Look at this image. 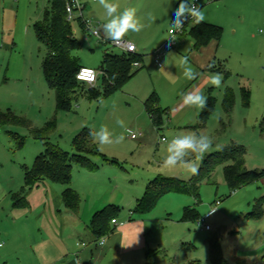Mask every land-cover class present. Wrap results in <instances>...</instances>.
<instances>
[{
    "label": "rangeland",
    "instance_id": "rangeland-1",
    "mask_svg": "<svg viewBox=\"0 0 264 264\" xmlns=\"http://www.w3.org/2000/svg\"><path fill=\"white\" fill-rule=\"evenodd\" d=\"M80 1L86 6L84 14L92 30L98 29L101 35L92 34L79 19L72 20L75 36L81 43L74 54L82 66L100 69L106 51L122 52L103 38L100 27L107 17L98 0ZM115 2L121 10L126 6L136 8L138 17L146 25L140 33H129L124 37L134 42L137 51L144 54V67L110 95H105L102 74L94 86L96 92L90 85L83 84L85 87L78 90L71 108L58 110L55 92L49 88L42 68L47 49L34 29V23L43 17L50 0H0V111L11 110L31 122V126L0 123V243L3 246L13 242V245L28 249L41 238L31 220L38 211L29 213V218L24 217L30 227L29 233H24L23 227L11 226L14 224L10 213L14 208L11 197L24 184L25 167H32L36 157L45 150L44 142L35 136L33 129L42 128L52 120L55 129L47 140L71 154L74 152L73 138L84 127L98 130L104 125L116 135L124 134L123 143L103 146L108 153L101 151L116 161L109 164V169L116 171L112 183H118L121 189L141 188L157 176L191 179L195 174L182 169L168 171L160 166L165 155V141L186 131L210 136L214 148L216 145L221 149L232 144L243 145L246 168L264 169V32H260L264 27V0H198L204 21L223 28L220 42L213 39L197 48L190 33L191 22L161 56L163 64L169 52L187 54L198 74L192 81L186 80L175 67L179 56L171 57L165 69L160 70L153 54L171 36L172 12L178 0ZM13 36L15 45L11 40ZM188 44L191 47L185 53ZM203 60L207 63L201 66ZM212 60L222 69H205ZM213 73L222 74L220 87L211 85ZM193 90L212 98L213 109L205 124L201 120L204 109L182 103L181 93ZM228 90L235 95L230 114L224 107ZM154 92L159 96L160 106L167 110L160 128L154 125L144 107ZM118 119L124 120L126 128L132 129L137 138L129 135L126 128H121L116 123ZM99 159L103 160L100 156L95 157L98 164ZM202 160L195 161L198 169ZM199 193V197L192 193H167L144 214L150 247L146 258L142 255L136 264H187L195 260L200 264H264V177L232 190L221 164L210 178L202 180ZM260 198H263V214L253 215ZM217 200L221 201L218 209L204 222L201 219L184 220L185 207L197 209L203 217ZM22 211L25 213L26 210ZM9 227L18 237L16 242L8 240L6 229ZM108 238L106 235L105 240ZM212 250L217 253L219 263L214 262Z\"/></svg>",
    "mask_w": 264,
    "mask_h": 264
},
{
    "label": "trees",
    "instance_id": "trees-1",
    "mask_svg": "<svg viewBox=\"0 0 264 264\" xmlns=\"http://www.w3.org/2000/svg\"><path fill=\"white\" fill-rule=\"evenodd\" d=\"M67 1L50 0V6L44 11L43 17L34 23L37 38L47 49L42 63L43 72L49 88L55 92L58 110H69L78 90L84 88L85 85L83 84H86L77 78L82 65L74 51L80 48L81 43L75 36L72 21L67 16ZM190 33L195 40V46L200 48L213 39L220 41L223 28L203 21L193 25ZM142 59L143 55L139 53L126 54L114 53L111 50L106 51L100 68L104 71L102 80L105 86V95H110L124 86L141 68H135L134 63L136 61L141 62ZM207 69L221 70L222 67L213 62L208 65ZM91 90L96 92L95 87H91ZM245 98L247 99L246 92ZM159 102V96L155 92L145 101L147 111L157 127L162 125L163 115L167 112L160 106ZM234 104L235 95L231 90H228L224 99L227 114L232 112ZM212 109L213 102L212 98L209 97L207 106L201 114L202 124H205ZM0 123L31 126L30 120L11 110L0 111ZM54 129V120L49 121L42 128L33 129L35 136L44 142L45 150L36 157L32 167H25V184L19 191L12 193L11 198L15 207H26L27 193L40 182L48 179L66 186L63 192L65 205L71 211L77 212L80 197L70 186L73 165L79 164L88 170H97L99 165L93 161L92 157L94 156H100L104 161L116 162L99 150L98 144L89 135L90 130H94L93 128L84 127L73 138L74 152L72 154L47 140L50 132ZM262 132L264 133V119L262 120ZM245 156L246 148L243 145L232 144L205 156L198 172L189 180L180 177L157 176L148 182L145 193L138 200L133 212L141 215L150 212L161 197L170 192L192 193L195 197H199V187L202 180L210 178L221 164L224 165L225 178L232 190L262 179L264 169H247ZM262 202L263 198L256 201V210L251 214H263ZM120 209V207L110 205L97 212L89 225L91 232L97 238L111 232L114 228L113 219H117ZM183 218L186 221H196L201 218V214L193 207H185ZM216 247L215 245V249ZM213 255L214 262L219 263L215 251ZM151 257L152 255L149 254V259ZM187 264H200V262L195 260Z\"/></svg>",
    "mask_w": 264,
    "mask_h": 264
},
{
    "label": "crops",
    "instance_id": "crops-1",
    "mask_svg": "<svg viewBox=\"0 0 264 264\" xmlns=\"http://www.w3.org/2000/svg\"><path fill=\"white\" fill-rule=\"evenodd\" d=\"M11 40L15 45L14 36ZM138 53L143 55L141 60V68H143L144 54ZM213 62L216 63L212 60L209 64ZM206 63V60H203L200 65L204 66ZM144 107L148 113L145 104ZM95 127L97 128V125ZM103 151L106 152V150ZM95 157L97 156L92 157L94 162L97 161ZM98 162L99 168L94 171L79 164L73 165L70 186L80 197L77 212L71 211L65 205L63 192L66 186L48 179L40 182L27 193L26 207H15L11 199V206L14 207L10 210L14 219L12 220L14 224L11 226L23 227L24 233H29L30 227L25 223L24 217L29 218V213L38 211L31 220L41 238L36 244L27 247L28 249L17 244L13 245V242L4 246L0 243V257H3L0 264H136V260L142 258V255L146 258L150 247L147 218L144 214L134 213L133 209L144 195L141 193L143 190L145 193L148 183L141 185L139 189L137 187L121 189L118 183H112V179H115L117 174L116 171L109 169V164L112 162L100 159ZM107 181L110 182L105 183ZM121 204L125 209L120 207ZM110 205L121 208L117 217L119 224H112L114 228L106 234L109 236L108 239L105 240L106 235L97 238L89 229V225L97 212ZM22 210H26L25 213H22ZM6 231L9 232L8 240L15 242L18 240L12 227ZM101 240H104L103 244L100 243ZM28 252H31L32 259L26 258L31 256Z\"/></svg>",
    "mask_w": 264,
    "mask_h": 264
},
{
    "label": "clouds",
    "instance_id": "clouds-1",
    "mask_svg": "<svg viewBox=\"0 0 264 264\" xmlns=\"http://www.w3.org/2000/svg\"><path fill=\"white\" fill-rule=\"evenodd\" d=\"M98 4L103 8L107 17L106 21L101 25L100 31L103 34V38L114 44L121 42L129 33H140L146 26L138 17L137 10L134 7L126 6L121 10L115 0H98ZM189 20L193 25L200 24L204 21V14L195 3L189 4L188 0H178L177 7L172 12L171 30L173 32L182 30L184 24ZM172 41L175 40L172 39ZM190 47L191 45L188 44L184 52L186 53ZM175 56H179L175 67L181 72L182 76L188 81L195 80L198 74L193 70L187 54L167 53L160 70H164L168 65L169 59ZM222 79V74L213 73L210 79L211 85L220 87ZM207 99V96L198 90L181 93L183 105L196 107L200 110L206 108ZM116 123L121 128H126L124 120L118 119ZM126 131L131 136L135 135L130 128H126ZM89 135L100 146V151L104 150L103 146L118 145L125 140L124 134L116 135L104 125L98 130H90ZM165 143V155L161 159L160 166L168 171L182 169L189 174L198 172V163L195 161H201L210 151L222 150L220 145L213 147L214 142L210 136L192 131L180 132L165 141ZM193 158H195V161ZM247 259L252 260L254 258L248 257Z\"/></svg>",
    "mask_w": 264,
    "mask_h": 264
},
{
    "label": "built area",
    "instance_id": "built-area-1",
    "mask_svg": "<svg viewBox=\"0 0 264 264\" xmlns=\"http://www.w3.org/2000/svg\"><path fill=\"white\" fill-rule=\"evenodd\" d=\"M191 3H195L198 7L200 6L198 0L190 1L189 4H191ZM85 7L86 6L80 0H68L67 4H66V12H67L68 19L70 21H72L74 19H79L83 23V25L89 29V31L92 34H94L96 36H100L101 34H100L99 30L98 29L92 30L90 21L85 17V14H84ZM189 23H191L190 20L187 21L184 24L182 30H180L178 32H173L170 29V35H171L170 38L159 49H157L154 53L156 56V61H157V63H159V65H162L161 56L165 53V49L172 47V45L174 44L175 41H172V39L175 40V37L177 36V34L183 33L185 31V29L187 28ZM260 32H264V27L260 29ZM111 43L113 46L118 47L122 53H126V54L138 53L137 46L135 45V43L128 40V39H123L118 44H114L113 42H111ZM141 66H142V64L139 61H136L134 63L135 68H139ZM102 74H104V71L102 69H95L92 67L82 66L80 68L78 74H77V78H78V80L90 85L91 87H94L98 83L99 78ZM132 137L137 138V135L135 134ZM163 139H165V138H163ZM220 202H221L220 200H217L213 204V206L211 207V210L205 216L200 218L202 222H204L210 214L214 213L215 210L218 209ZM113 223L119 224L118 219H113ZM206 227H207V229L210 228L209 225H207ZM100 243L103 244L104 240H101ZM83 244H85V243H83ZM79 264H81V263H79Z\"/></svg>",
    "mask_w": 264,
    "mask_h": 264
}]
</instances>
